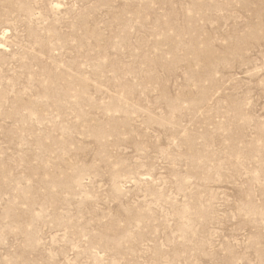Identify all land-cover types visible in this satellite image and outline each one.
Here are the masks:
<instances>
[{
  "label": "rangeland",
  "instance_id": "obj_1",
  "mask_svg": "<svg viewBox=\"0 0 264 264\" xmlns=\"http://www.w3.org/2000/svg\"><path fill=\"white\" fill-rule=\"evenodd\" d=\"M0 264H264V0H0Z\"/></svg>",
  "mask_w": 264,
  "mask_h": 264
}]
</instances>
